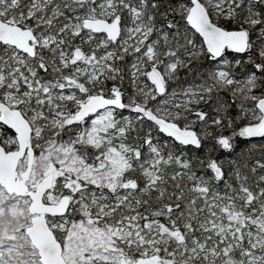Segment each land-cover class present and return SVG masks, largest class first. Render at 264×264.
<instances>
[{"label":"snow or ice","instance_id":"1","mask_svg":"<svg viewBox=\"0 0 264 264\" xmlns=\"http://www.w3.org/2000/svg\"><path fill=\"white\" fill-rule=\"evenodd\" d=\"M0 264H264V0H0Z\"/></svg>","mask_w":264,"mask_h":264}]
</instances>
